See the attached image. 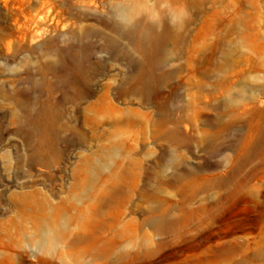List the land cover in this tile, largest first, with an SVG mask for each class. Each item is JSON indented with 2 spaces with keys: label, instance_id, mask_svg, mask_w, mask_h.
<instances>
[{
  "label": "rangeland",
  "instance_id": "rangeland-1",
  "mask_svg": "<svg viewBox=\"0 0 264 264\" xmlns=\"http://www.w3.org/2000/svg\"><path fill=\"white\" fill-rule=\"evenodd\" d=\"M0 264H264V0H0Z\"/></svg>",
  "mask_w": 264,
  "mask_h": 264
},
{
  "label": "bare ground",
  "instance_id": "bare-ground-1",
  "mask_svg": "<svg viewBox=\"0 0 264 264\" xmlns=\"http://www.w3.org/2000/svg\"><path fill=\"white\" fill-rule=\"evenodd\" d=\"M216 254H217V255H220V254H222V252H221L220 250H218V251L216 252ZM261 257H262L261 254H255V255L252 257V260H259Z\"/></svg>",
  "mask_w": 264,
  "mask_h": 264
},
{
  "label": "clouds",
  "instance_id": "clouds-1",
  "mask_svg": "<svg viewBox=\"0 0 264 264\" xmlns=\"http://www.w3.org/2000/svg\"><path fill=\"white\" fill-rule=\"evenodd\" d=\"M176 22H178V21H176Z\"/></svg>",
  "mask_w": 264,
  "mask_h": 264
}]
</instances>
